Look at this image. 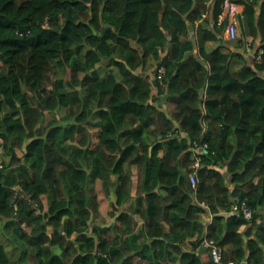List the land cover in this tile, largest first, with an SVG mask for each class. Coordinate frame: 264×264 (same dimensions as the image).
Segmentation results:
<instances>
[{
	"label": "trees",
	"instance_id": "1",
	"mask_svg": "<svg viewBox=\"0 0 264 264\" xmlns=\"http://www.w3.org/2000/svg\"><path fill=\"white\" fill-rule=\"evenodd\" d=\"M232 1L234 41L222 0H0V264H264V0Z\"/></svg>",
	"mask_w": 264,
	"mask_h": 264
},
{
	"label": "built area",
	"instance_id": "2",
	"mask_svg": "<svg viewBox=\"0 0 264 264\" xmlns=\"http://www.w3.org/2000/svg\"><path fill=\"white\" fill-rule=\"evenodd\" d=\"M213 4V0H208V7ZM243 5L237 4L236 2H233L232 0H223L221 4V14L219 15L217 22L215 23L217 27L224 26V37L228 41H234L237 39L239 34V24L241 18V13L243 11ZM207 17V13L202 14V19ZM262 50H260L256 56V61L258 63L261 62V55ZM158 76L157 78H161L164 74L163 68L158 69ZM203 130L201 131L200 136L198 137L197 141L192 142V151L193 154L191 156V173L188 174V179L190 181V185L192 189L196 187L197 184V177L198 172L201 167V157L202 155L207 154L208 151V145L207 143L203 142L205 133H206V124L203 123ZM231 211L230 214H241L245 221H251L253 217V210L247 205L245 201L242 202H233L231 205ZM203 245L206 249L209 250V254L211 257V262L213 264H225L223 262V254L222 250L216 242H214L212 239H205L203 242ZM226 264H240L233 261H229Z\"/></svg>",
	"mask_w": 264,
	"mask_h": 264
},
{
	"label": "rangeland",
	"instance_id": "3",
	"mask_svg": "<svg viewBox=\"0 0 264 264\" xmlns=\"http://www.w3.org/2000/svg\"><path fill=\"white\" fill-rule=\"evenodd\" d=\"M240 22H241V20H240ZM238 31H239V29H238ZM240 37H241V33L239 32V34H238ZM223 36H224V34H223ZM249 42V43H248ZM250 43H251V41L250 40H247V44H246V47L249 49L250 48ZM249 52H250V49L248 50ZM252 52H250V54H251ZM234 64H235V61H233V66H234ZM51 74H52V79L53 80H60V81H63V83L66 85V87L68 86L67 85V83H69L70 82V72L69 71H67V70H64V71H62V70H60V69H58V68H55V69H53L52 70V72H51ZM47 87L50 89L52 86H51V84H50V82H48L47 83ZM69 90V89H68ZM162 97V96H161ZM64 115H65V111L64 110H59V111H56V112H54L53 114H49V113H46V112H44V114H43V121L41 122V124H40V126H45L48 122H50V121H58V122H60V123H62V121H61V119H62V117H64ZM203 126H202V130H203ZM206 130H207V128H206ZM134 175H137V173L136 172H134ZM134 180H136V178L134 177L133 178ZM99 218H97V220H98ZM203 219H204V221H210V218H209V215H208V217H207V215H204L203 216ZM98 222H100V223H102V221L101 220H99ZM1 227H2V222H1V219H0V240L3 242V243H6L7 241H6V239L3 237V233H2V231H1ZM28 231V230H27ZM15 258H16V256H14ZM202 257H204V258H206L205 257V255H202ZM210 260H211V258H210Z\"/></svg>",
	"mask_w": 264,
	"mask_h": 264
},
{
	"label": "crops",
	"instance_id": "4",
	"mask_svg": "<svg viewBox=\"0 0 264 264\" xmlns=\"http://www.w3.org/2000/svg\"><path fill=\"white\" fill-rule=\"evenodd\" d=\"M261 3V2H260ZM243 10H244V5H243V8H242ZM256 14H257V16H258V14H259V9L258 10H256ZM239 32H240V28H239ZM241 33V32H240ZM224 37V36H223ZM223 40L224 41H226V38L224 37L223 38ZM222 40V41H223ZM257 46H258V44H257ZM104 64H106V63H104ZM152 72H153V69H151L150 71H140V70H138L136 73L137 74H139V75H146V76H148L149 77V81H151L152 79H153V76H152ZM100 75L101 76H104V74H103V71H102V69L100 68ZM153 90V95L154 96H156V90L155 89H152ZM159 100L162 102V103H165V101H164V99L161 97H159ZM208 222V221H207ZM244 228H241V231L243 230Z\"/></svg>",
	"mask_w": 264,
	"mask_h": 264
},
{
	"label": "bare ground",
	"instance_id": "5",
	"mask_svg": "<svg viewBox=\"0 0 264 264\" xmlns=\"http://www.w3.org/2000/svg\"><path fill=\"white\" fill-rule=\"evenodd\" d=\"M222 1H223V0H222ZM236 1H237V0H236ZM233 2H235V1H233ZM241 2H243V1H241ZM209 7H210V6H209ZM204 14H205V13H204ZM242 14H243V13H242ZM243 17H245V16L243 15ZM207 19H208V18H207ZM187 24H188V23H187ZM240 25L242 26V24H240ZM207 26H208V24H207ZM193 27H194V26H193ZM196 27H197V26H196ZM199 27H200V25H199ZM199 27H198V28H199ZM216 27H217V26H216ZM192 29H193V28H192ZM243 31H244V30H243ZM243 31H241V32H243ZM195 32H196V31H195ZM195 32H194V33H195ZM243 33H244V32H243ZM243 33H242V34H243ZM241 37H242V35H241ZM243 41H244V40H243ZM248 43H249V42H248ZM236 44H237V43H236ZM238 45H239V44H238ZM241 45H242V44H241ZM244 47H245V46H244ZM245 49H246V47H245ZM249 49H250V48H249ZM244 51H245V50H244ZM244 53H245V52H244ZM247 53H248V50H247ZM254 55H255V54H254ZM247 62H248V61H247ZM255 62H256V60H255Z\"/></svg>",
	"mask_w": 264,
	"mask_h": 264
}]
</instances>
